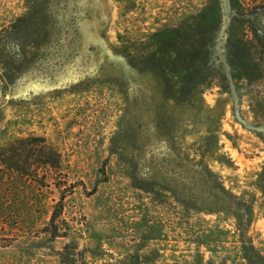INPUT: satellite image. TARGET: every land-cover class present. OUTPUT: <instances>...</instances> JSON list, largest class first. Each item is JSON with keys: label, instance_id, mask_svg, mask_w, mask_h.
Segmentation results:
<instances>
[{"label": "rangeland", "instance_id": "obj_1", "mask_svg": "<svg viewBox=\"0 0 264 264\" xmlns=\"http://www.w3.org/2000/svg\"><path fill=\"white\" fill-rule=\"evenodd\" d=\"M183 22L199 84L121 52ZM18 137L60 158L17 182L0 264H248L242 242L264 264V0H0V147ZM205 169L252 209L244 241L200 210Z\"/></svg>", "mask_w": 264, "mask_h": 264}, {"label": "trees", "instance_id": "obj_2", "mask_svg": "<svg viewBox=\"0 0 264 264\" xmlns=\"http://www.w3.org/2000/svg\"><path fill=\"white\" fill-rule=\"evenodd\" d=\"M205 11L203 9L199 14L201 15L200 19L205 17L203 16ZM195 19H197V16H195ZM199 22L194 21L193 26L199 24ZM184 24L183 22L176 26L158 28L145 34L146 38L149 39L148 41L138 43V45L122 44L121 52L128 57L132 65L141 69L156 73H162L165 70L171 71L177 79V86L183 87L188 83V80L191 81V84H199L201 81L198 79H188V76L194 75L196 69H198V61L196 42L189 41L194 30L191 29L192 27L186 28ZM26 141L25 138L18 137L8 145L0 147V247L11 244L5 243V240L18 230L19 217L22 215L16 202H13L17 182L22 179L25 182H38L40 179L45 182L44 185L49 186L50 180H53L49 168L50 166L56 168L59 164L60 156L55 151L52 152L53 156L50 161V147L43 145L37 150L32 147L24 149V144H29ZM39 141L44 142V139L39 137ZM18 144L21 146L17 147ZM33 152H37L35 157ZM34 160H36V163L33 162ZM37 164L48 171L44 169L43 174L38 176L37 169L39 167H37ZM205 170L204 175L210 180L214 200L210 207L200 210L233 216L236 220V228L240 238L244 241V233H246V229L253 218L252 209L237 195L230 193L223 183L218 180L216 174L209 169ZM35 177L39 179L36 180ZM9 197L13 199L10 200ZM242 250L248 264H253L254 257L249 252H256L254 245L251 243L245 245L242 242Z\"/></svg>", "mask_w": 264, "mask_h": 264}]
</instances>
